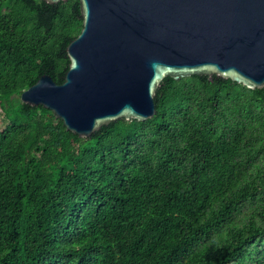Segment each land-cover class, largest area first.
Masks as SVG:
<instances>
[{
  "label": "trees",
  "instance_id": "16d2710c",
  "mask_svg": "<svg viewBox=\"0 0 264 264\" xmlns=\"http://www.w3.org/2000/svg\"><path fill=\"white\" fill-rule=\"evenodd\" d=\"M81 28L78 0H0V264H264V88L166 77L80 138L20 95Z\"/></svg>",
  "mask_w": 264,
  "mask_h": 264
},
{
  "label": "water",
  "instance_id": "95a60500",
  "mask_svg": "<svg viewBox=\"0 0 264 264\" xmlns=\"http://www.w3.org/2000/svg\"><path fill=\"white\" fill-rule=\"evenodd\" d=\"M78 1L82 28L66 47L64 82L43 75L20 100L51 111L80 138L119 119L152 118L166 77L264 88V0Z\"/></svg>",
  "mask_w": 264,
  "mask_h": 264
},
{
  "label": "rangeland",
  "instance_id": "374dc122",
  "mask_svg": "<svg viewBox=\"0 0 264 264\" xmlns=\"http://www.w3.org/2000/svg\"><path fill=\"white\" fill-rule=\"evenodd\" d=\"M1 118H2V115H1V112H0V123H1ZM2 126H0V128H1Z\"/></svg>",
  "mask_w": 264,
  "mask_h": 264
}]
</instances>
